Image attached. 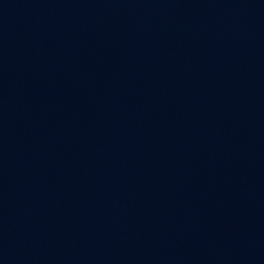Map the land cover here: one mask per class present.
<instances>
[{
  "label": "water",
  "instance_id": "1",
  "mask_svg": "<svg viewBox=\"0 0 264 264\" xmlns=\"http://www.w3.org/2000/svg\"><path fill=\"white\" fill-rule=\"evenodd\" d=\"M0 264H264V0H0Z\"/></svg>",
  "mask_w": 264,
  "mask_h": 264
}]
</instances>
